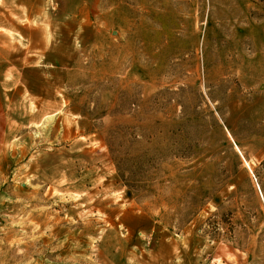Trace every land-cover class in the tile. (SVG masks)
Masks as SVG:
<instances>
[{"label": "rangeland", "instance_id": "rangeland-1", "mask_svg": "<svg viewBox=\"0 0 264 264\" xmlns=\"http://www.w3.org/2000/svg\"><path fill=\"white\" fill-rule=\"evenodd\" d=\"M0 264H264V0H0Z\"/></svg>", "mask_w": 264, "mask_h": 264}]
</instances>
